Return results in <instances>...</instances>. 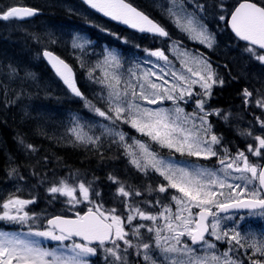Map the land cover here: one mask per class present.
Wrapping results in <instances>:
<instances>
[{
	"label": "snow or ice",
	"instance_id": "6c2138e0",
	"mask_svg": "<svg viewBox=\"0 0 264 264\" xmlns=\"http://www.w3.org/2000/svg\"><path fill=\"white\" fill-rule=\"evenodd\" d=\"M84 3L104 16L142 33L170 37L164 26L134 6L130 0H84ZM218 7L222 12L219 20L228 23L239 40L247 42L244 50L251 59L264 66V0H238L227 12L224 11L223 0H220ZM166 11L178 30L207 48H213L215 34L204 23L202 15L207 11L205 4L199 0H171ZM37 13L38 9L32 7H10L0 12V19H25ZM81 39L74 37L72 47L83 48L88 43L86 39L79 42ZM177 43L174 42V46ZM149 55L164 61L168 70L160 67L159 75L150 69L140 76L132 73L137 82L124 81L123 88L120 75L106 71L104 78L97 81L108 89L107 96L101 97L107 108L102 109L77 87L72 68L63 59L51 51L43 52L72 94L84 101L90 111L110 122L98 125L99 135H89L77 122V126L71 129L75 140L98 148L102 146V137H112V143L124 147L129 162L138 171L145 175L149 171L158 173L166 182L159 183L155 188L149 186L146 189L148 194L153 191L166 194L170 189L178 194L170 195V204L157 199L155 204L160 206V210L153 213L141 206L142 203L152 205V201L136 202L131 199L144 195V192L126 186L118 177L110 175L109 180L117 185L115 196L123 198L120 202L126 215H121L116 207L106 209L102 203L92 199L90 183L86 185L80 182L74 187L66 180H61L58 185L53 184L47 189L53 198L55 194L65 196L75 206L82 202L76 195L78 191L82 200L92 206L83 214L76 212L74 219L61 215L49 218L41 230L39 226L32 227L37 224L39 217L24 211L35 200L21 199L12 193L0 204V221L27 225L28 231H0V264H92L89 258L100 252L103 253L104 264H140V261L143 264H243L239 257L234 258L230 253L245 248L251 250L249 264H264V233L242 235L235 227L222 228L218 215L227 213L229 209H245L252 216L264 218V118L256 117L261 134L254 135L251 129L245 133L255 141V145L250 143L246 146V152L260 160H250L249 155L241 150L232 155L230 149L223 146V137L213 131L208 120L212 115L224 121L229 118V114L222 109L209 110L206 107L213 96V88L223 87L226 83L208 58L202 53L193 55L184 52L183 56L187 59L182 60L181 64L186 72H177L172 70L171 62L163 50L151 51ZM104 64L121 67L112 52L107 53ZM12 72L15 74L16 70L12 69ZM153 76L161 82L150 79ZM166 76L172 77L171 83ZM194 85H199L201 91L194 92ZM257 93L254 97V92L247 87L241 90L245 107L254 103L257 108L264 110V93L260 90ZM193 98L195 109L188 113L180 106V102L187 103ZM165 100L172 101L173 107L153 109L140 103L146 101L149 105H156ZM118 122L130 125L162 148L174 149L182 155L186 153L204 160L217 157L221 167L215 170L199 165L184 167L179 162L173 163L170 158H161L150 144L135 138L132 144H128L127 133L120 130ZM20 143L23 144V140ZM25 147L35 151L31 144ZM13 174H16L15 168L11 169L9 176ZM19 179L23 180L24 177L20 176ZM225 189L228 190L227 195ZM93 194L97 197L100 195L99 192ZM142 229L151 235L146 237ZM206 235L216 241H225L230 247L217 254L216 243L206 239ZM34 238L59 243L49 249L42 246L40 239ZM65 241L71 243L65 244ZM196 245L204 250L203 255L198 253L194 247ZM133 256L138 258L135 262L131 259Z\"/></svg>",
	"mask_w": 264,
	"mask_h": 264
},
{
	"label": "trees",
	"instance_id": "16d2710c",
	"mask_svg": "<svg viewBox=\"0 0 264 264\" xmlns=\"http://www.w3.org/2000/svg\"><path fill=\"white\" fill-rule=\"evenodd\" d=\"M130 2L164 24L140 0ZM10 7H32L39 12L36 17L28 20L0 19V189L8 180L9 168H16L18 176L24 177L22 181L32 189L36 199L34 204L26 208L30 214H55L66 208L65 197L55 194L53 198V194L47 191L61 180H66L74 187L80 182L86 185L90 183L92 199L102 203L108 199V195L113 196L116 192L117 185L109 180L110 175L144 194L157 179L154 176H143L131 168L119 148H106L103 145L98 148L76 147L62 140L58 131L61 128L62 113H84L85 104L81 99L68 94L46 66L41 54L46 49L51 50L70 64L76 72L80 89L88 97L90 85L83 80L82 71L71 55L72 48L67 42L73 32L88 36L97 42L99 48L107 45L116 47L123 57L129 56L133 50V47L121 42L130 35L134 43L144 49H162L165 42L172 38L183 47L193 49L196 54L202 53L221 69L222 74L219 75L226 83L214 89L210 105L237 112L247 110L251 114L260 112L243 104V88L252 91V86L258 90L263 89V86L261 80H252L255 70L247 69L246 45L233 38L226 22L209 25L210 31L217 36L218 45L214 52H207L189 42L182 34H175L165 24L170 29V37L167 39L131 33L101 19L79 0H0V12ZM12 69L16 70L15 74ZM121 127L134 134L127 126L121 124ZM142 139L157 148L149 138ZM28 144L33 145L35 151L27 149L25 145ZM162 153L189 158L172 151ZM95 192L100 195L95 196Z\"/></svg>",
	"mask_w": 264,
	"mask_h": 264
},
{
	"label": "rangeland",
	"instance_id": "374dc122",
	"mask_svg": "<svg viewBox=\"0 0 264 264\" xmlns=\"http://www.w3.org/2000/svg\"><path fill=\"white\" fill-rule=\"evenodd\" d=\"M140 1L144 3L145 8H147L151 14H153L154 16L159 18L161 20V22H163L166 26L173 29L176 32L175 34H182L192 44L198 45V46L205 48L209 51L216 50V46L218 45L216 34H215L216 43L213 46V48L209 49L205 45L200 44L198 41L190 39L187 34L181 32L180 30H178L174 26L172 19L168 16L167 11H166V8L170 5L171 0H140ZM199 2L206 5L207 11L204 12L202 15H203L204 23L207 24L208 28H210L209 25H211V24L218 25V24H223V22L225 23V21L219 20V15L222 14L221 9L218 7L220 0H199ZM223 3L225 4V10L224 11L227 12V11L231 10L234 5H236L238 3V0H223ZM189 7L191 8V5H189ZM74 37L82 38L79 42H83V40L86 39L88 41V43H86L83 48H73L72 47V41H73ZM67 42L70 44V46L72 48L71 55L76 59L77 66L82 71L81 74H82L83 80L87 84L90 85L89 94H88L87 98L89 100H91L93 102V104H95L97 107H100L102 109L107 108V104H106L105 100L101 99V97L107 96L108 89L104 84L98 83L97 81L104 78L106 71L109 74H111L112 72H116L117 74H119L121 77V81H122L121 88H123L125 86L123 83L124 81H131L132 83L135 84L137 82L136 76L142 75L144 72L148 71L149 69L153 72H156L158 75L160 74V67H165V70L166 71L168 70V66H165L164 61L158 60L156 57L149 55V53L151 51H155L157 49L163 50L165 52V55L168 56L169 61L171 62L172 70H175L177 72H186V68L183 67L181 64L182 60L187 59V57L183 56L184 52H188V53H191L193 55H196V53L194 52L193 49L190 50L188 48H185V47L181 46L180 43H178L177 46H174V43H171V42H175L173 39L165 42V45H164L165 47L162 49L158 48V47L156 49H144V48H140L138 45H136L134 43L133 37L130 35L127 38L121 40L122 44H128L129 46L133 47L132 52H130L129 56H127V57H123L122 52L113 46L107 45L105 47L99 48L96 41L90 39L88 36H84V35H81L79 33H75V32L71 33L69 35V38L67 39ZM108 52H112L117 56L121 67L116 68L114 66H109V65L104 64V59H105V56L107 55ZM245 55H246L245 62H247V64H246L247 69L255 70L254 72L252 71L253 74L255 73L252 80H254V81L255 80H261L263 89H261L260 92L264 93V74H263L264 73V66H261L259 64V62H257V61H251L250 55L247 52H245ZM253 62L255 64H253ZM191 66L195 67V65H191ZM214 69L217 71L218 74H222L221 69H218V70L216 68H214ZM90 72H91V78L89 77ZM132 73H136V76H133ZM165 78L168 79L170 83L172 82L171 76H166ZM150 79H152L153 81H155L157 83L161 82L155 76L150 77ZM248 84L252 85L251 83H248ZM251 90L255 92V96L259 94V93H257L258 89L253 88V86L251 87ZM193 91L194 92L201 91L199 88V85H194ZM140 103L144 107L153 108V109L158 108V107H164V108H172L173 107L172 101H167V100H165L162 104H156V105H149V104H147L146 101H140ZM180 106L183 107L186 112L193 111L195 109V98L189 100L187 103L180 102ZM250 107H254L255 109H258L262 113V115H261L262 118H264V110L257 108L255 105L252 106V104H250ZM77 122L83 126V131L88 133L89 135H99L100 134V129L98 127L99 124H101V123L110 124L109 121H106V120H104V118L97 116L94 112L90 111L87 107H85L84 113L73 112V111H64V113H62L61 123H60L61 128L58 129V131L60 132V136H62V140L66 141L67 144H69L70 146H76V147L84 146V147H88V148H92V147H96V146L85 145V144H81V143L77 142L75 140V137H74L72 131H71L72 128L77 126ZM252 123L253 124H252L251 128L254 129L253 134L254 135L261 134L262 130L260 129L259 124L256 122V119H253ZM118 124H119L120 130L127 133L126 141L128 144L133 143V138H135L136 140H140V141L145 143V140L138 137V135H142V134L140 132L136 131V129H133L130 127V125L123 124L121 122H118ZM121 124L127 126L129 129H131L134 132V134H130L127 130H125L123 127H121ZM112 139H113L112 137H102V145L106 148L109 146L119 148L121 151V154L124 155L129 166L132 167L133 169L137 170L129 162V157L126 154L124 147H122L118 144L112 143ZM243 141L247 142L246 145H244L243 149H239V147L235 146L236 148H238V150L246 152L245 148L248 144L251 143V144L255 145V141L251 137H248L247 135H246V141L244 139H243ZM133 147L135 149L134 145H133ZM172 150H174V149H172ZM236 152H237V150H235V152L233 154H235ZM222 154L223 153L221 152V155ZM246 154L249 155V159L252 161L260 160V158L254 157L250 153L246 152ZM159 156L161 158H165V159L169 158V157H164L161 155H159ZM170 159L173 163L179 162L180 166L189 167V168H191L192 166L199 165L201 167H205L208 169H214L215 170V169H219L221 167V165H218V166L215 165L214 166V165H206L204 163H198V162L192 163V162L182 161V160H178V159H174V158H170ZM197 159L203 160L206 162L210 160V159L204 160V159H200V158H197ZM12 168H14V167L9 168L8 180H7L6 184L0 189V204H2V202L5 199H7V197L12 193H15L21 199H34L36 201V199L34 198V193H33L32 189L29 186H27L21 179H19L17 170H16V174H13L11 177L9 176V172L11 171ZM139 172H141V171H139ZM149 172L159 175L158 173H155L152 171H149ZM233 175H239V174L233 173ZM230 182L243 183V181H230ZM171 190H173L172 193H166V194H159V193L154 192V191L151 194H148V192H146L144 195H142L140 197H132L131 199H132V201H136V202L151 200L153 202L152 205H145L142 203L141 206L147 207V209L149 211L155 213V212H158L160 210V206L155 204V201L157 199H160L162 201V203H164V204H170L171 203L170 195L171 194H178L175 192L174 189H171ZM224 191H225V195H227L228 190L225 189ZM76 195L78 198L81 199V201H82L81 203L73 206L72 204H70L68 202V198L63 196L67 199L66 208L55 213V214L63 215L66 217H74L76 212H80L82 214L83 212L87 211L88 207L92 206L87 201L82 200V197L79 196L78 191H77ZM110 195H112V193ZM122 199L123 198L116 197L115 194L113 196L108 195V199L106 201L102 202V204L104 205V208H106V209L116 207L118 209V214L126 215L124 207L120 202ZM220 199L223 200L224 197H220ZM30 205L31 204L27 205L24 208V211H27L26 208ZM195 210L196 209H194L193 211H195ZM0 211H2V208H0ZM55 214H53V213H47V214H42V215L35 214L37 217H39V220H38L37 224L32 225V227L36 228L39 226L41 228V230H43V227H44L43 223L45 222V220L48 217H50L51 215H55ZM219 217L221 218V227L222 228L227 229V228L235 227V228H237V230L241 231L242 235H246L247 233H250V232L256 233L257 235H259L260 233H264V218L249 215L248 217L253 218L254 220L248 221V219H247L248 217H246V216H243L240 218H237V217L234 218L235 216H230V215L224 216V217L219 216ZM228 217H231V219H228ZM142 223L150 224L151 222H142ZM0 231H5V232H9V233H23V232L28 231V226L27 225L21 226L19 224L0 221ZM141 231L144 233V235L146 237L151 235V234L147 233L146 230H144V229H142ZM34 239H40L42 241V246L48 247L49 249L56 247L57 244L59 243L56 241L43 240V238H34ZM184 239H187V238L185 237ZM208 239L211 242L216 243L217 248L215 249V251L217 254H221L223 251L227 250L230 247V245H228L225 241H216L213 237H210ZM242 242H244V241H242ZM70 243H71V241H65V244H70ZM194 247L197 248L199 254L203 255L204 250L201 248V246H194ZM230 255H232L234 258L236 256H239L240 257L239 259H241L243 261V264H249L248 257L251 255V250L247 249V248L237 249L236 252L230 253ZM89 259L91 260L92 264H104L102 252L98 253L97 256L90 257ZM131 259L133 260V262H135L138 258L133 256ZM140 264H143V262L140 261Z\"/></svg>",
	"mask_w": 264,
	"mask_h": 264
},
{
	"label": "flooded vegetation",
	"instance_id": "af4514ba",
	"mask_svg": "<svg viewBox=\"0 0 264 264\" xmlns=\"http://www.w3.org/2000/svg\"><path fill=\"white\" fill-rule=\"evenodd\" d=\"M212 66L214 68H216L217 70L219 69L218 67L214 66L213 64H212ZM218 87H220V86L214 87L213 91L215 88H218ZM210 99L208 100V104L206 105V107L209 110L220 109V107L210 105L209 104ZM222 110H224L225 113H228L230 115L227 121L221 120L219 117H217L215 115L209 116L208 120L213 126V131L217 135H220L223 137V141H222L223 146L229 148L231 151V154L235 155V154H233L234 153L233 147H235V146L243 147L244 145H246L247 142L243 141V139L246 141L245 133L249 129H251L252 131L254 130L251 128L252 124H253L252 120L256 119L257 116L262 118V116H261L262 113L259 112L257 114H251L250 111H247V110H244L243 112H237V111L230 110V108L222 109ZM190 112H192V111H190ZM190 112H188V113H190ZM232 140H233V142H231ZM207 162L210 165H214V166L220 165L218 163L217 157H213ZM262 162H264V161H262ZM195 211H198V210H195ZM213 211H216V209H213ZM218 215L222 216V217L230 215V216H235L234 218H236V217L240 218L243 216L248 217L250 214L247 211V212H237V213H229V214H223V215L219 213ZM209 219H211V218H209ZM247 219H248V221L254 220L253 218H250V217H248ZM208 238H210V237L207 236L206 239H208ZM189 243H190V241H189ZM236 257H239V256H236ZM253 258H256V257H253Z\"/></svg>",
	"mask_w": 264,
	"mask_h": 264
},
{
	"label": "water",
	"instance_id": "95a60500",
	"mask_svg": "<svg viewBox=\"0 0 264 264\" xmlns=\"http://www.w3.org/2000/svg\"><path fill=\"white\" fill-rule=\"evenodd\" d=\"M87 9H89L90 11H92L94 14H96L97 16H99V17H101L102 19H104V20H107V21H109V22H111V23H113V24H116V25H118V26H120V27H122V28H125V29H127V30H129V31H132V32H134V33H136V34H140V35H148V36H154V37H159V36H156V35H153V34H151V33H142V32H140L139 30H137V29H133V28H131L129 25H125V24H123V23H121V22H119V21H115V20H112L110 17H106V16H104L102 13H99V12H97L96 10H94V9H92L89 5H87L86 3H84V0H79ZM38 15V13L35 15V16H37ZM35 16H33V17H35ZM33 17H30V18H25V19H31V18H33ZM25 19H22V20H25ZM227 27H228V29L230 30V32L233 34V36L237 39V40H239V38H237L236 36H235V34L233 33V31L231 30V27H230V25L227 23ZM161 38H165V37H161ZM240 42H242V43H247V42H244V41H241V40H239ZM45 51V50H44ZM43 51V52H44ZM49 51V50H48ZM43 52H42V59H43V61H44V63L46 64V66L50 69V71L55 75V77L59 80V82L65 87V89L72 95V96H74V94H72V92L68 89V87H67V85H65L64 84V82H63V80L56 74V72H55V69H53L52 68V66H51V64L49 63V61L47 60V58H45L44 56H43ZM53 53V52H52ZM54 55H56V56H58L57 54H55V53H53ZM66 62V61H65ZM67 63V62H66ZM68 64V63H67ZM69 65V64H68ZM70 66V65H69ZM71 67V66H70ZM72 68V67H71ZM72 71H73V75H74V79H75V82H76V85H77V81H76V76H75V72H74V70H73V68H72ZM77 87H78V85H77ZM79 88V87H78ZM75 98H79V97H76V96H74ZM235 211H238V212H245V211H248V210H245V209H229V211L228 212H235ZM227 212V213H228ZM54 217V216H53ZM52 218V217H51ZM65 218H70V217H65ZM75 217H73V218H70V219H74ZM77 240H79V238H76Z\"/></svg>",
	"mask_w": 264,
	"mask_h": 264
}]
</instances>
